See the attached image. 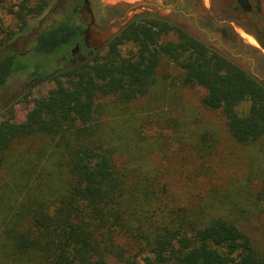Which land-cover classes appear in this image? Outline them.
I'll list each match as a JSON object with an SVG mask.
<instances>
[{
    "label": "trees",
    "instance_id": "obj_1",
    "mask_svg": "<svg viewBox=\"0 0 264 264\" xmlns=\"http://www.w3.org/2000/svg\"><path fill=\"white\" fill-rule=\"evenodd\" d=\"M48 2L19 0L17 8L10 6L20 23L17 31ZM73 14L38 31L31 53L54 58L70 48L80 36ZM169 31L177 40L159 42ZM15 34L7 31L0 48ZM126 43L136 46L131 56L121 55ZM160 55L182 69V86L206 90L202 105L221 110L236 142L261 145L263 162L257 161L259 151L250 154L244 182L247 187L258 181L257 198L264 197V87L177 26L153 16L137 18L103 53L53 72V87L27 101L22 120L13 118L11 107L1 111L0 171L12 186H0V264H264V252L228 212L205 214L202 207L167 202L168 186L157 166L146 169L142 163L149 153L141 135L139 142L129 139L97 117L104 111L99 99L129 102L155 87ZM29 58L11 50L0 54V89L20 71L42 78L44 67ZM245 101L240 114L237 106ZM197 137L190 144L205 163L218 138L214 131ZM36 138L41 144L32 149L29 142ZM177 139L188 143L182 135ZM220 207L211 204V210Z\"/></svg>",
    "mask_w": 264,
    "mask_h": 264
},
{
    "label": "rangeland",
    "instance_id": "obj_2",
    "mask_svg": "<svg viewBox=\"0 0 264 264\" xmlns=\"http://www.w3.org/2000/svg\"><path fill=\"white\" fill-rule=\"evenodd\" d=\"M18 1L6 0L0 6V39L7 31H16L11 42L0 48V54L4 50L21 55L29 53L32 64L37 62L44 67L41 79L20 71L12 75L0 89V113L4 108L11 107L13 118L22 120L31 104L27 101L52 88L54 84L50 75L59 67L69 64L71 56L65 51L53 58L31 53V46L38 31L69 17L70 0H48L44 11L38 16L28 17L24 30L20 32L17 31L20 23L9 10L12 5L14 9L17 8ZM127 1L111 0L106 4L119 3L124 7V19L135 13L122 5ZM176 40L177 35L172 31L159 38V42ZM104 49L105 45L97 52L103 53ZM135 51L136 46L132 43L120 48L122 56H131ZM154 71L156 86L148 93L129 102H122L115 96L101 98L98 101L102 103L104 111L97 117L112 131L129 139L139 142L141 139L137 136L141 135V146L149 153V161L142 163L146 169L157 166L162 181L168 186L167 202L175 207L178 205L196 210L202 207L205 214L228 212L238 221L239 228L248 234L256 248L264 252V197L257 198L260 187L258 181L247 187V182H244L250 154L255 150L260 152L261 145L236 142L228 132L221 110H209L202 105L201 99L206 90L198 85L182 86V69L167 56H159ZM25 94L28 95L24 98ZM247 107L248 102L245 101L237 106V110L243 114ZM205 131H214L218 144L206 162L201 163L190 142H195L197 136ZM177 135H182L181 140L186 139L188 143L180 145ZM29 144L32 149L37 148L41 139L36 138ZM261 152L257 157L260 163L263 162ZM120 160L123 161L122 157ZM133 163L136 164L135 161ZM52 168L53 165L48 164V169ZM10 181L5 171L1 170L0 186H12ZM214 203L221 204L219 210H211V204Z\"/></svg>",
    "mask_w": 264,
    "mask_h": 264
},
{
    "label": "flooded vegetation",
    "instance_id": "obj_3",
    "mask_svg": "<svg viewBox=\"0 0 264 264\" xmlns=\"http://www.w3.org/2000/svg\"><path fill=\"white\" fill-rule=\"evenodd\" d=\"M110 1L70 0L80 27L78 40L65 50L70 65L92 57L129 22L153 16L177 26L264 87V0H128L122 5L135 13L124 19V7L107 5Z\"/></svg>",
    "mask_w": 264,
    "mask_h": 264
},
{
    "label": "water",
    "instance_id": "obj_4",
    "mask_svg": "<svg viewBox=\"0 0 264 264\" xmlns=\"http://www.w3.org/2000/svg\"><path fill=\"white\" fill-rule=\"evenodd\" d=\"M96 34H97L96 36H97L98 38H101V37H103V35H102V34H98V33H96Z\"/></svg>",
    "mask_w": 264,
    "mask_h": 264
}]
</instances>
